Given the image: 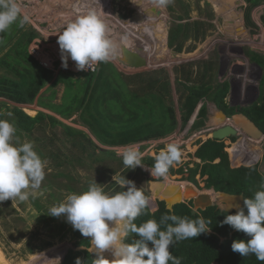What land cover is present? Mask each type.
I'll return each mask as SVG.
<instances>
[{
	"label": "rangeland",
	"instance_id": "rangeland-1",
	"mask_svg": "<svg viewBox=\"0 0 264 264\" xmlns=\"http://www.w3.org/2000/svg\"><path fill=\"white\" fill-rule=\"evenodd\" d=\"M143 1L146 0H17L23 13L27 14L31 20L23 28L19 27L17 30L18 38L24 33L27 34L30 29L36 30L38 35L31 41L29 52L32 53L34 59L41 62L46 61L49 65L46 68L54 70L55 75L60 69H63L62 64H60L62 61L57 43V33L76 17L74 13L95 11L106 24L108 37L114 45L110 58L114 60L115 65L122 71H120L121 73L131 74L128 77L134 80L132 85L129 81L127 82L130 84V91L135 92L136 88L145 84L143 80H148L152 76L159 75L163 77L162 81L166 80L171 83L169 94L164 91L163 95L167 106L175 109L177 124L176 128L164 137L122 146H106L95 140L100 148L114 150L118 158L106 157L102 162L93 165L90 163L91 159L90 162L86 159L87 152L83 150V144L87 142L83 140L80 134L68 136L61 124L54 127L47 125L43 130L36 129L28 135L27 133L18 134L16 132L15 138L19 142H33L35 150L46 161V175L35 198L30 197L27 201L9 199L0 202V264H61L69 250L81 249L82 247L76 246L78 240L75 235L76 230L67 222L66 218L64 216H51L47 213L50 206L63 202L68 193L86 190L94 180L100 184L99 186L105 192H119L123 190L113 181V176L124 177L127 173L132 172L129 179L134 181L138 188L141 187L149 198V205L145 209L150 213L149 219H155L158 213L161 214V217L173 213L181 216L182 206H185L184 209L188 212L191 210L190 202L185 199L181 202L183 205L180 204L181 206L177 210L172 207L170 213L167 207L168 203L160 198V194L157 192V186L161 189L164 184H181L180 182L188 181L196 186L200 192H207L211 189L209 191L215 192L212 193L213 205L216 207L214 214H212V207L208 208L207 211H197L198 217L202 216L211 222L216 221L214 220L216 212L224 203L225 193H246L251 197L259 190L260 184L264 183V155H262L260 164L256 165L254 171L250 173L260 176L261 179L257 185L251 183L252 186L249 189H246L248 185L243 181V178L236 179L232 176L230 178L225 169H222L225 170L222 175H215L213 179L209 178L210 170L219 166V163H224L222 161L223 153L217 150L214 159L211 161H201L194 154L198 149H205L203 144L207 141L209 143L210 137H212V129L203 133L206 138L200 137L202 134L200 132L204 130L203 128L210 126L214 128L218 126L217 124L222 123L225 119L221 118L224 111L216 107L211 100H208V113L206 112L205 121L209 122L210 125L205 122V126L196 129L191 120L195 112H193L188 123L183 124L179 110L180 96L187 92L183 84L191 86L205 82L200 80L203 77V72L206 71L205 65L210 66L211 73L206 80L212 85L215 92L223 87L224 82L232 83L234 77H239L233 81L236 86L241 85L242 83L239 81H244L246 76L250 77L249 72L245 69L247 74H242L240 78V73L235 71L241 69L237 66V62L255 73V78H251V81L247 82L254 84V86L249 87L247 101L243 99L240 101V96L238 98L235 96L231 102L232 99L228 98V95L225 96V110L228 114L238 111L248 114L250 110H247L248 106L261 102L258 93L261 96L264 89L263 67L257 61L256 65L252 61L257 60L253 54L259 60L264 58V0H255L251 4L246 0H240V4H237V0H172L164 8L157 7L159 5L158 0H148L151 7H156L154 8L156 11L146 12V15H137L136 10L143 8L140 7L143 5ZM159 12L162 13L161 16ZM202 19L204 21H199ZM232 20L237 21L236 23L242 21L244 27H241L238 35L235 32V24H233L235 25L233 29ZM180 22L186 24L188 36L186 35L183 40H179L183 42L184 51L177 55L173 49L170 50L167 47L166 50L165 35L166 29L169 32L176 28L175 24ZM200 23L201 25H199ZM7 31V35L4 36L6 40L10 34L9 30ZM179 41L176 40V43L178 44ZM153 45L157 52L155 50L151 52V48H154ZM6 49L7 47H4V50ZM190 49L193 51L188 52ZM35 51H38L37 54L40 53L38 57L35 56ZM2 54L0 52V56ZM137 57L139 59H136ZM163 60H182V63H186L174 65L169 64L168 61L165 65H161ZM249 60L251 61L249 62ZM170 69L176 73L175 80L172 78L173 75L169 74ZM199 72H201L200 76H198ZM138 74H144V76L139 78ZM53 81L54 78L46 83L33 103L18 104L0 97V108L2 102L6 101L19 106L32 116L37 115L39 111H50L41 106L39 96L42 101L48 100L52 103L61 101L64 85L61 82L53 85ZM167 85L169 88V84ZM53 90H55V96L49 100L48 96ZM147 91L150 92L151 90L148 89ZM142 92L144 93L143 90L139 91V94ZM234 101H238V103L233 105ZM49 113L54 114L52 111ZM154 114L155 111L152 112V116ZM55 116L70 126L78 129L83 127V130L90 133L79 124V113L69 119L62 118L57 114ZM239 138L241 137L230 136L225 140L235 142ZM192 141L199 143V148H190ZM226 141L219 145L222 149L228 145ZM74 142L77 144L76 146L73 144ZM170 142L180 145L183 157L181 163L169 169L166 177L153 178L150 171L146 170L151 166L145 164L146 167L137 166L135 169L119 166L122 157L118 153H121L128 145L136 146L143 158L147 155L154 157ZM260 143L264 146V141ZM217 158L219 161L215 162ZM193 169H197L195 182L189 180ZM170 175L177 177L173 179ZM217 178H219L221 191L216 188L218 185L216 183ZM230 179L235 184L231 190H229ZM242 184L245 185V189H242ZM250 192L252 193L250 194ZM198 217L191 219L194 220ZM225 233H219L215 225L211 224V231L201 234L195 240L198 243L199 239L204 238V236H217L218 239L214 243L224 244L229 237ZM243 239L246 240V237ZM179 243L182 244V241ZM229 246L227 245L226 248ZM176 248L178 247L175 246L174 250ZM89 250L92 252V245L89 246ZM105 255L111 257V254L107 252ZM213 264L223 263L214 262Z\"/></svg>",
	"mask_w": 264,
	"mask_h": 264
},
{
	"label": "trees",
	"instance_id": "trees-1",
	"mask_svg": "<svg viewBox=\"0 0 264 264\" xmlns=\"http://www.w3.org/2000/svg\"><path fill=\"white\" fill-rule=\"evenodd\" d=\"M246 2L251 4L255 0H246ZM175 26L176 28L170 31V46L177 44L176 40H183L186 35L188 36L186 24L180 22ZM8 30L10 34L7 40L4 36L7 35L8 31L0 33V52L3 53L0 56V97L18 104L33 103L40 90L52 78H54L53 85L59 82L64 85V94L60 102L42 101L39 96L41 106L54 112V114L49 113V111H39L37 115L32 116L17 105H12L6 101L2 102L0 119L11 121L15 125L18 134L27 133L28 135L36 129L43 130L47 125L54 127L61 124L68 136L80 134L83 140L87 142L83 144V150L87 152L86 159L88 161L91 159V162H89L93 165L102 162L106 157L118 158L114 150L100 148L96 141L106 146H122L161 138L176 128L175 109L167 106L163 95L164 91L169 94L170 84L166 80L162 81L163 77L158 75L149 79L145 78L148 79L143 80L145 84L138 88L135 87L136 91L132 92L130 91V84L134 80L130 79L129 75L118 71L109 60L99 63L94 72H73L68 69H60L55 75L54 70L42 66L29 52L31 41L38 35L36 30L30 29L27 34L24 33L20 38H18L17 30H19V27L17 24H13ZM4 47H7V49L4 50ZM182 47L183 42L179 41L176 50L181 51ZM260 59L264 60V58ZM205 67L206 71L203 72V77L200 79L205 82L199 85L192 84L191 86L183 84L187 92L180 96L179 110L183 124L188 123L198 103L202 102L193 123V127L196 129L205 125L208 100H211L223 110L226 108L224 98L227 93V85L223 84V87L219 90L213 91L212 85L206 80L211 73L210 66L205 65ZM200 74L201 72L198 76ZM143 76L144 74H138L139 78ZM128 81L130 84L127 83ZM167 84H169V88ZM148 89L151 91L148 92ZM142 90L144 93L139 94V91ZM54 96L55 90L51 92L48 99L52 100ZM260 99L261 102L252 105L250 110L248 109V114L264 131V89ZM153 111H155L154 116H152ZM77 113H79V124L86 127L90 133L70 126L55 116L57 114L62 118L69 119ZM205 136L201 135L200 137L206 138ZM221 142L223 143L222 140L217 138H210L209 143L203 144L205 149H198L194 154L201 161H211L214 159L217 150L223 153L222 161L225 164L219 163V166L210 170L209 178L213 179L215 175H222L223 171L226 170L227 176L230 178L231 176L236 179L243 178V181L248 185L246 189L251 188L252 184L257 185L261 178L250 174L251 171L249 172L250 168L248 167L258 158L260 150L252 142L248 144L244 137L235 142L227 141L228 145L223 149L219 146ZM73 144L77 145L75 142ZM198 144L196 141H192L190 142V148H199ZM218 161V158L215 159V162ZM142 162L151 167L155 163L154 157L148 155L142 158ZM119 164L122 168L124 167L121 159ZM139 171H141V168H139ZM131 173H127L124 177L129 179L132 176ZM196 173L197 169H193L189 178L191 182L196 181ZM170 176L173 179L177 177ZM229 182V190H231L235 187V184L231 179ZM216 183H218L216 188L221 191L219 178L216 179ZM242 189H245L244 184H242ZM244 194L249 197L248 194ZM180 204L182 203L175 204L173 209L177 210L181 206ZM184 208L185 206H182V209L180 208L182 214L180 217H188L189 219L198 217V214L194 215L191 210L188 212ZM215 209L216 207L213 206L212 214H214ZM229 213H234V211H229ZM229 213H221L219 210L216 212L214 219L216 221L212 222L219 233L226 232L225 235H229L224 244L214 243L218 239L217 236H204V238L199 239L198 243L195 239H188L183 240L182 244L179 241L171 245L170 251L172 254L180 257L182 264H213L214 262L223 264H264V261L257 260L254 255L245 257L232 250L233 240L243 239V237L248 239L249 237L229 225H221L220 221ZM149 216L150 213L144 210V213L137 217L134 222L139 226L141 223L146 222ZM160 218L161 214L158 213L155 220L159 222ZM75 235L78 238L76 246L82 248L69 250L61 264H76L77 258L81 259L82 264H92L94 254L89 250L90 238L82 236L79 230H76ZM137 238L136 234H130L126 242H131ZM227 245L230 246L226 248ZM175 246L178 247L176 250H174Z\"/></svg>",
	"mask_w": 264,
	"mask_h": 264
},
{
	"label": "clouds",
	"instance_id": "clouds-1",
	"mask_svg": "<svg viewBox=\"0 0 264 264\" xmlns=\"http://www.w3.org/2000/svg\"><path fill=\"white\" fill-rule=\"evenodd\" d=\"M171 2L158 0L161 7ZM30 22L17 0H0V33H5L13 24L23 28ZM57 43L63 69H68L71 59L78 71H92L97 64L107 62L114 48L106 24L93 10L77 14L64 25L57 33ZM15 134L14 124L0 119V202L35 198L46 175V161L35 150L33 142L21 143ZM118 155L127 169L146 167L142 153L134 145L126 146ZM182 157L179 144L167 143L154 156V165L146 170L153 178L166 177L171 167L182 162ZM113 181L124 190L108 193L94 180L86 190L68 193L63 202L48 209V215L64 216L82 236L90 237L95 254L92 264H182L170 246L211 231V220L202 216L193 220L174 213L163 215L159 222L149 219L137 226L134 221L148 207L149 198L126 177L114 175ZM167 207L171 213L173 205L170 203ZM231 208L236 211L229 213ZM220 211L229 213L221 225H229L249 237L233 240L232 250L264 261V183L251 197L244 198L243 207L239 203L224 202ZM130 234L138 238L126 242ZM106 252L111 254L110 258ZM76 264H82L80 258Z\"/></svg>",
	"mask_w": 264,
	"mask_h": 264
},
{
	"label": "water",
	"instance_id": "water-1",
	"mask_svg": "<svg viewBox=\"0 0 264 264\" xmlns=\"http://www.w3.org/2000/svg\"><path fill=\"white\" fill-rule=\"evenodd\" d=\"M241 1L237 0V4H240ZM241 15V14H240ZM238 24L240 26H238ZM238 27H244L242 21L237 23ZM135 58V56H134ZM136 59H139L138 57ZM230 122H226L219 126H216L212 132V138H217L219 140H224L227 137H235L238 135L239 131H243L244 134L250 138L255 140L262 139L264 137V131L256 124V122L246 115L243 112L234 114L232 117H226ZM176 190H173V189ZM185 191L182 192L179 185L168 184L164 189L163 193L160 194V198H163L168 204H172L173 206L177 203H181L185 199H191V202L194 204V209L192 210V214H196L197 209L204 210L206 208H210L214 204V199L212 198V193L210 192H200L197 190L196 186L192 183L185 186ZM181 192V196H180ZM193 192V194L191 193ZM247 197L242 193H225L224 194V202H229L232 204L239 203L241 207H243V200ZM229 211H236L235 208L229 209ZM247 212V209H245Z\"/></svg>",
	"mask_w": 264,
	"mask_h": 264
},
{
	"label": "crops",
	"instance_id": "crops-1",
	"mask_svg": "<svg viewBox=\"0 0 264 264\" xmlns=\"http://www.w3.org/2000/svg\"><path fill=\"white\" fill-rule=\"evenodd\" d=\"M149 2L150 1H148V0H146V1H143V5H139L140 7H143V8H139V9H137L136 11L138 12L137 13V15H146V12H149V11H156L154 8H156L155 6L154 7H151L150 5L151 4H149ZM237 2V1H236ZM157 7H159V8H164V7H161L160 5H157ZM82 9H84V8H82ZM86 9H88V8H85L84 10H86ZM154 9V10H153ZM145 10V11H144ZM79 11H81V10H79ZM141 12V13H140ZM81 13V12H80ZM160 13V16H161V12H159ZM75 15H77L76 13H74ZM74 14H72V15H74ZM79 14V13H78ZM148 17V16H147ZM234 20V19H233ZM199 21H204L203 19L202 20H199ZM237 22V21H236ZM199 25H201V23L199 24ZM166 26V25H165ZM238 29H239V27H238ZM229 31V30H228ZM170 31L169 32H167V29H166V35H165V46H166V50H167V47L170 49V50H175L176 52H177V55H180L183 51H184V49H183V47H182V50L181 51H177L176 50V48H177V45L176 44H174L173 46H170V44H169V40H170ZM177 41H179V40H177ZM149 43L151 44V41L149 40ZM153 47H154V45H153ZM155 50V52H157V49H155V47L152 49L151 48V52L152 51H154ZM191 51H193V50H191L190 49V51H188V52H191ZM182 57V56H181ZM184 58H185V56H183ZM253 57L255 58V59H257V60H253L252 62L253 63H255V65H256V61L259 63V65L260 66H262L263 67V73H262V77L264 76V60H258V58H257V56L255 55V54H253ZM109 61L110 62H112L114 65L116 64L115 62H114V60L112 59V58H110L109 59ZM168 61H169V64H179V63H181V64H185L186 62H183L182 63V60H179V61H177V60H163L162 61V63H161V65H165L166 63H168ZM251 60H249V62H250ZM255 61V62H254ZM189 62V61H188ZM237 66L238 67H241V69H239V70H235L236 72H239L240 73V78H241V76H242V74H247L246 73V71H248L249 72V75H250V77H247L246 76V78H244V81H239L240 83H242L241 85L239 84L238 86H236V84L235 83H233V81H235L236 79H239V77L238 78H236V77H234V78H232V83H230V82H224L223 84H226L227 85V89H226V91H227V93H226V95H228V98H230V99H232L231 100V102L233 101V97H237L238 98V96H240L239 97V100L240 101H242V99L243 100H246L247 101V98L249 97L248 96V94H249V87L251 86V85H253L254 86V84H252V83H247L249 80L251 81V78H255V73L253 72V70H249V68L247 67V68H245V67H243L241 64H239L238 62H237ZM115 67L118 69V71H121V70H119V68L115 65ZM173 67V66H172ZM171 67V68H172ZM245 69H246V71H245ZM253 69H255V68H253ZM122 72V71H121ZM124 74H126V75H131V74H129V73H125V72H123ZM169 74L172 76L173 75V79L175 80L176 79V73L175 72H173L171 69H170V71H169ZM262 77H261V79H262ZM261 79H260V81H261ZM263 80H264V78H263ZM253 81V80H252ZM170 84V88H171V83H169ZM259 95H258V98H260L261 96H260V93H258ZM258 101V100H257ZM260 102V101H259ZM214 103V102H213ZM238 103V101L237 102H235L234 101V103H233V105L235 104H237ZM201 105H202V103H198V105H197V107H196V109H195V113H194V117H193V119L191 118V120L193 121H191L192 122V125H193V123H194V121H195V119H196V117H197V114H198V112H199V110H200V107H201ZM214 105L216 106V107H218L215 103H214ZM252 105H250V106H248V108H247V110L248 109H250V107H251ZM197 110V111H196ZM221 110H223V109H221ZM224 111V113H222V119H223V117H225L223 114H225L226 115V117H230V116H233L234 114H237V113H231V114H233V115H228L227 114V112H226V110H223ZM50 112V111H49ZM240 112H243V111H240ZM240 112H238V113H240ZM244 113V112H243ZM220 115H221V113H220ZM246 115H248L249 116V114H246ZM250 117V116H249ZM221 119V120H222ZM232 119V118H231ZM228 120L227 118H225V119H223V121H222V123H219V124H217L218 126L219 125H221V124H224V123H226V122H230V121H232V120ZM206 124H208V125H210L209 124V122H207L206 121ZM205 126V125H204ZM207 126V125H206ZM212 126H210V127H208V128H203L204 129V131L205 130H207V129H210ZM83 128V127H82ZM82 128H80V129H82ZM86 128V127H85ZM84 129V128H83ZM87 129V128H86ZM88 130V129H87ZM201 130V129H200ZM202 132V131H201ZM242 137H244V136H242ZM210 138H212V137H210ZM245 138V140H247V142H248V144L252 141V143H254L253 145L255 146V147H257L259 150H260V155L258 156V158L255 160V162L250 166V167H248V168H250V170H249V172L251 171V172H253L254 171V169L256 168V165H259L260 164V161H261V159H262V155H264V146L262 145V143H260V142H262V141H264V137L262 138V139H259V140H255V139H253V138H248V137H244ZM213 139V138H212ZM222 141H226L225 139L224 140H222ZM253 141H255V142H253ZM208 142V141H207ZM206 142V143H207ZM227 142V141H226ZM200 160V159H199ZM260 169V168H259ZM258 176V175H257ZM188 182V181H187ZM165 183V182H164ZM190 183V182H189ZM165 188H166V186H165Z\"/></svg>",
	"mask_w": 264,
	"mask_h": 264
},
{
	"label": "bare ground",
	"instance_id": "bare-ground-1",
	"mask_svg": "<svg viewBox=\"0 0 264 264\" xmlns=\"http://www.w3.org/2000/svg\"><path fill=\"white\" fill-rule=\"evenodd\" d=\"M134 2V1H133ZM83 5V4H82ZM35 11V10H34ZM233 24H235V25H233ZM232 25H233V29H234V26H235V32L237 33V35L238 34H240V31H241V29L243 28H239L238 29V26H240L239 24H238V26H237V23L235 22V21H233L232 20ZM240 30V31H239ZM144 36H145V34H144ZM166 182V181H165ZM177 183V182H176ZM179 183V182H178ZM181 184H180V189L182 190V192H184L185 191V186L186 185H188V184H190L189 182H187V181H183V182H180ZM169 184H171V183H169ZM158 185H160V184H158ZM174 185H176V184H174ZM177 185H179V184H177ZM165 186H167L166 184H164L162 187H161V189H159V187L157 186L156 188H157V192H159V194H162L163 193V191H164V189H165ZM173 190H176L175 188L173 189ZM209 190H211V189H209ZM209 190H207V192H210V193H215L214 191H209ZM192 194H193V192H191ZM180 196H181V192H180ZM213 196V195H212ZM108 253V252H107ZM110 254V253H109Z\"/></svg>",
	"mask_w": 264,
	"mask_h": 264
},
{
	"label": "built area",
	"instance_id": "built-area-1",
	"mask_svg": "<svg viewBox=\"0 0 264 264\" xmlns=\"http://www.w3.org/2000/svg\"><path fill=\"white\" fill-rule=\"evenodd\" d=\"M31 51V50H30ZM36 52V51H35ZM38 52V51H37ZM37 52H36V57H38V55H40V53H38L37 54ZM32 54V53H31ZM39 63L42 65V66H44V67H48L49 65H48V63L46 62V61H39ZM60 64H62V63H60ZM62 67V66H61ZM98 67V64L95 66V68H94V70H92V71H90V70H88V71H84V72H94L95 70H96V68ZM68 69H72V70H75L76 72H80V71H78L77 69H76V66H75V62L74 61H72L71 59H69V61H68V67H67Z\"/></svg>",
	"mask_w": 264,
	"mask_h": 264
},
{
	"label": "flooded vegetation",
	"instance_id": "flooded-vegetation-1",
	"mask_svg": "<svg viewBox=\"0 0 264 264\" xmlns=\"http://www.w3.org/2000/svg\"><path fill=\"white\" fill-rule=\"evenodd\" d=\"M238 112H240V111H238ZM238 112H237V113H238ZM227 114H228V113H227ZM228 115H233V114H228ZM230 117H232V116H230ZM259 127H260V126H259ZM214 128H215V127H214ZM214 128H213V127L210 128V129H212L211 132H213ZM207 131H209V129H207V130H205V131L203 130V131L200 132V133H202L201 135H203V133H204V132H207ZM211 135H212V134H211ZM236 136H240L241 138H242V136H244V137H248V136H246V135L244 134V132L241 131V130L239 131L238 135H236ZM248 138H250V137H248ZM251 142H252V141H251ZM253 142H255V141H253ZM255 143H256V142H255ZM253 144H254V143H253ZM197 190H198V189H197ZM188 201L190 202L189 206H190V208H191V212H192V210L194 209V204L191 202V199H190V200L188 199ZM213 206H214V205H212L211 207H213ZM211 207H210V208H211ZM207 209H208V208L204 209L203 211H207ZM198 210H201V209H197V211H198ZM234 212H235V211H234ZM196 214H198V212H196ZM194 215H195V214H194Z\"/></svg>",
	"mask_w": 264,
	"mask_h": 264
}]
</instances>
